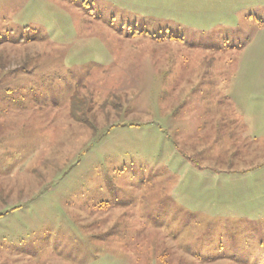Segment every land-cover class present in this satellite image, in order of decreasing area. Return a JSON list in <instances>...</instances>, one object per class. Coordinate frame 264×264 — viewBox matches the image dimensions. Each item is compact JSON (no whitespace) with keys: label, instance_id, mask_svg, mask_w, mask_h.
<instances>
[{"label":"rangeland","instance_id":"rangeland-1","mask_svg":"<svg viewBox=\"0 0 264 264\" xmlns=\"http://www.w3.org/2000/svg\"><path fill=\"white\" fill-rule=\"evenodd\" d=\"M0 264H264V0H0Z\"/></svg>","mask_w":264,"mask_h":264}]
</instances>
